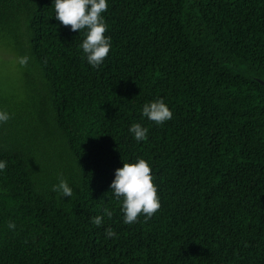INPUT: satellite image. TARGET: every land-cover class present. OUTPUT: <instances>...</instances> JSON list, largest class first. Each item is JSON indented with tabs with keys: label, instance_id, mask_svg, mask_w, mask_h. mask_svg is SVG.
Masks as SVG:
<instances>
[{
	"label": "trees",
	"instance_id": "1",
	"mask_svg": "<svg viewBox=\"0 0 264 264\" xmlns=\"http://www.w3.org/2000/svg\"><path fill=\"white\" fill-rule=\"evenodd\" d=\"M103 15L112 46L93 68L52 0H0L47 119L28 137L0 124V264H264V0H108ZM156 99L160 125L141 114ZM137 158L160 207L125 224L109 186Z\"/></svg>",
	"mask_w": 264,
	"mask_h": 264
},
{
	"label": "clouds",
	"instance_id": "2",
	"mask_svg": "<svg viewBox=\"0 0 264 264\" xmlns=\"http://www.w3.org/2000/svg\"><path fill=\"white\" fill-rule=\"evenodd\" d=\"M55 19L63 26H70V30L79 33L83 31L84 38L79 47L83 58L93 68L99 67L109 54L111 37L105 35L107 25L103 15L108 8V0H52ZM23 62V61H22ZM141 114L148 120L160 125L172 118V111L163 99H156L143 105ZM11 118L10 113L0 108V124ZM133 138L139 142L147 139L148 128L140 123H133L129 127ZM7 167V162L0 159V172ZM110 189L113 196L121 201L123 223H135L138 216L144 214L151 217L160 207L157 187L151 173V165L143 158L135 162H124L123 166L115 169L114 179ZM52 190L62 197H71L73 188L64 179L52 186ZM103 216L111 217L112 212L105 208ZM103 216L90 218L97 227L104 223ZM7 227L14 230L16 225L9 221ZM106 237L116 235L113 229H105Z\"/></svg>",
	"mask_w": 264,
	"mask_h": 264
},
{
	"label": "rangeland",
	"instance_id": "3",
	"mask_svg": "<svg viewBox=\"0 0 264 264\" xmlns=\"http://www.w3.org/2000/svg\"><path fill=\"white\" fill-rule=\"evenodd\" d=\"M0 43V107L18 118L19 128L28 137L30 129L37 125L39 131L43 122L46 123L43 93L29 65L5 47L4 44L14 43L13 36L1 34Z\"/></svg>",
	"mask_w": 264,
	"mask_h": 264
},
{
	"label": "water",
	"instance_id": "4",
	"mask_svg": "<svg viewBox=\"0 0 264 264\" xmlns=\"http://www.w3.org/2000/svg\"><path fill=\"white\" fill-rule=\"evenodd\" d=\"M258 82L264 86V81L258 79Z\"/></svg>",
	"mask_w": 264,
	"mask_h": 264
}]
</instances>
